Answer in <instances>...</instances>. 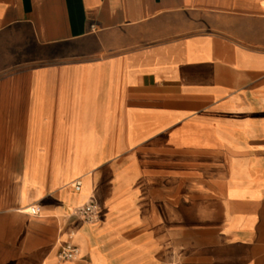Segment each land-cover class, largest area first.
I'll return each instance as SVG.
<instances>
[{
  "label": "crops",
  "instance_id": "crops-1",
  "mask_svg": "<svg viewBox=\"0 0 264 264\" xmlns=\"http://www.w3.org/2000/svg\"><path fill=\"white\" fill-rule=\"evenodd\" d=\"M0 264H264V0H0Z\"/></svg>",
  "mask_w": 264,
  "mask_h": 264
},
{
  "label": "built area",
  "instance_id": "built-area-1",
  "mask_svg": "<svg viewBox=\"0 0 264 264\" xmlns=\"http://www.w3.org/2000/svg\"><path fill=\"white\" fill-rule=\"evenodd\" d=\"M75 191H79L81 189V181L75 180L72 185H71ZM27 212L31 215H37L38 214V209L36 208V206H30L27 209ZM75 213L84 221V222H88L91 223L94 220H96L97 218V205L92 202H86L80 206H78L75 209ZM73 232H70L68 235V239L69 241H67L66 243H64L58 253H57V258L59 260H71L74 259L78 256L79 254V249L78 247L73 244L71 242V240L73 239Z\"/></svg>",
  "mask_w": 264,
  "mask_h": 264
}]
</instances>
